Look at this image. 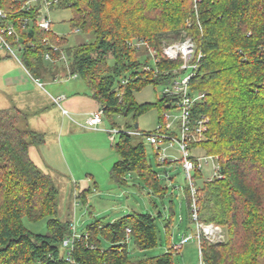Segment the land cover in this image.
<instances>
[{"label": "trees", "instance_id": "16d2710c", "mask_svg": "<svg viewBox=\"0 0 264 264\" xmlns=\"http://www.w3.org/2000/svg\"><path fill=\"white\" fill-rule=\"evenodd\" d=\"M0 1L9 8L8 0ZM59 1L58 10L72 13L71 28L93 38L65 52L71 72L84 82L111 126L114 116L135 120L151 109L165 110L161 98L153 104L134 101L133 92L164 81L143 72L127 43L144 39L161 56L163 40H178L182 30L188 31L203 53L190 82L194 92L204 94L195 107L206 118L198 148L217 158L222 175L206 182L195 173L200 180L197 221L227 228L225 243L201 241V263L264 264V0H199L196 12L191 0ZM31 35L35 45L24 51L22 62L38 79L47 71L42 59L46 48L40 43L44 35L38 30ZM48 37L55 42L52 34ZM173 65L163 62L161 68ZM23 124L19 110H0V264H174L171 247L135 262L128 256L129 239L138 250L156 247L161 213L132 212L110 223L95 218L81 235L73 233L71 222L56 217L58 189L29 157V148L43 145L44 136ZM132 128L138 130L126 125ZM111 147L119 158L110 169L111 181L127 186L125 177L135 174L152 195H166L142 141L120 133ZM184 190L189 215L190 197ZM24 220H45V233L30 232ZM66 239H72L69 248L62 247Z\"/></svg>", "mask_w": 264, "mask_h": 264}, {"label": "rangeland", "instance_id": "374dc122", "mask_svg": "<svg viewBox=\"0 0 264 264\" xmlns=\"http://www.w3.org/2000/svg\"><path fill=\"white\" fill-rule=\"evenodd\" d=\"M50 18L52 22L51 31L56 36H61L66 39L64 43L65 48H73L85 41L93 40L91 35H85L82 32H74L69 22L72 18V13L69 9L54 10L51 12ZM187 35L188 31L184 29L178 40H163L162 43H174L185 38ZM136 40L137 39H132V41ZM135 52L138 60L141 64H144L148 58L146 51L141 48L139 51ZM4 55V52L0 50V61H10L12 59L10 57L9 59H2L1 56ZM7 65H9L8 68H1L2 66H0L1 88L3 86V80L7 77L14 76L20 69L19 64L13 59L8 62V64H4L5 67H7ZM78 81L81 82L80 79ZM41 82L43 83L44 80ZM83 88L85 91V87ZM44 89L53 95V93L49 91V87H44ZM162 90L163 86L161 85L149 84L139 92H133L134 101L139 105L156 103L161 97ZM0 100L2 101V103L0 101V107L3 108V104L6 105V103L3 102L1 96ZM161 113L160 110L155 108L135 120L132 119L131 115L127 117L114 116L112 120L115 126H111L103 116L102 125L99 129L93 130L86 128L83 130L86 131L84 136H74L72 140H69L70 151L68 152L64 149L63 161L55 152L54 146L50 144L49 139L51 135L49 137L48 134L51 132L43 129L46 131V140H49V142H47L48 144L46 147H44V145L42 148H45V151H47V156H51V159H49L50 162L48 161V163L53 171L48 172L52 178L51 180H53L54 185L58 189L56 217L64 221L69 219L72 224H74L75 233L81 235L85 228L93 222L94 218L99 219L102 223H110L113 218H120L132 212L148 213L153 216H156L157 213H161V218L156 220L157 235L159 237L156 247L147 250H138L133 245L132 240L129 239L127 242V252L130 261L135 262L158 256L166 252L168 247L174 249L183 241L180 249L172 250L174 264H201L200 252L196 239L197 230L195 225L191 222L187 210L186 193L184 190L186 180L184 172L178 163L166 166L157 165L158 162L151 145H149L144 138L133 137L134 142L142 141L144 143L147 162L160 176V184L162 187L166 188V195L160 198L152 195L144 187L141 191L136 189V187L142 186V184L135 174L125 177L127 186H113L109 179L111 166L117 161L118 156L111 147L112 143L109 140L106 130L115 127L124 131L126 130V125L133 126L137 124V128L140 132H152L160 121ZM85 119L86 118L83 117L80 119L81 123H79L84 128ZM173 120L174 118L171 117L167 123L169 124ZM130 130L134 129L132 128ZM116 139L117 135L115 136V140ZM175 154L177 157L179 156L177 151ZM192 154L194 156H203V153L199 149L192 151ZM212 163L211 160H203L201 173L204 178L211 177ZM62 164H64L65 167H70L74 175L82 174L83 178L87 175L92 177V183L88 186L91 188H93L92 185L94 184L98 186L100 196H103L100 199L101 202L98 203V199L94 198L90 200V205L85 207L82 199H80L75 192L78 190H76V186L81 188L78 179L76 177V179H74L69 173H66ZM164 172H167L168 176L172 178L171 181L168 180V177H165ZM74 192L76 194L75 197ZM99 206H103V208H99ZM93 208L96 210L97 216H95L92 211ZM171 210L174 213L173 215L171 214ZM181 217H183V222H180ZM88 219H90V221H86V225H81V221L83 222ZM45 222V220H42L31 224L24 220L27 229L34 234L45 233ZM218 227L223 234V240L220 243H225V241H227V228L224 226ZM167 233L170 235L169 237ZM108 246V244L104 245L106 248Z\"/></svg>", "mask_w": 264, "mask_h": 264}, {"label": "built area", "instance_id": "2783aa9c", "mask_svg": "<svg viewBox=\"0 0 264 264\" xmlns=\"http://www.w3.org/2000/svg\"><path fill=\"white\" fill-rule=\"evenodd\" d=\"M191 1L196 12L199 0ZM59 3V0H8L9 8L5 9L0 1V50L25 69L22 54L27 48L34 47L35 43L31 34L33 30H38L44 35L40 41L46 48L42 56L44 63L59 64L64 68L69 78L75 79L78 76L71 72L64 44L60 42L65 38L58 37L51 31V12L58 10ZM187 26H190L189 22H187ZM74 32L81 31L74 28ZM49 34L55 38L54 43L50 42ZM127 45L134 51L143 48L148 55L147 61L143 64V72L151 75L152 80L161 79L164 81L159 85L163 86L160 98L164 100L165 110L160 115V121L152 132L130 129L122 131L111 127L106 130L109 140L113 143L115 136L120 133L144 138L151 145L158 163H178L186 180L185 188L190 197L189 216L197 230L198 247L201 241L220 243L223 240V234L218 226L202 224L197 221L199 184L194 177L195 173H200L202 180L206 182L222 178L216 157L192 154V151L199 149L198 145L203 141L205 135L206 118L195 113V107L202 101L204 94L194 92L190 87V82L199 68L203 53L194 39L189 36L170 44L163 42L160 46L161 56H158L155 49L151 48L148 41L144 39L130 41ZM163 62L174 65L170 68H161ZM128 80L129 77L122 79L121 84L125 85ZM33 82L38 87H42V83L38 79H33ZM65 100V95L51 96V101L60 108L63 115L68 114V111L62 107ZM103 116V110L100 108L87 119L86 127L93 130L99 129ZM171 117L174 120L168 124L167 121ZM170 149H175L179 156L170 155L167 152ZM203 160L213 162L211 165L212 175L209 178H204L201 173ZM71 230L74 233V225L71 226ZM129 232L128 229L127 233ZM182 242L174 250L180 249ZM71 243L72 239H66L62 243V247L69 248Z\"/></svg>", "mask_w": 264, "mask_h": 264}, {"label": "crops", "instance_id": "0c3cea01", "mask_svg": "<svg viewBox=\"0 0 264 264\" xmlns=\"http://www.w3.org/2000/svg\"><path fill=\"white\" fill-rule=\"evenodd\" d=\"M1 58L9 59V56L5 54L4 56H1ZM10 61H12V59ZM10 61H5V60L0 61V66H2L1 68H8L9 65L5 67L4 64H8V62ZM45 66L47 71L43 73L41 72L39 74L40 76H38V80L40 82L44 80L43 83L41 82L42 87H38L33 82V79L35 78H32L29 75V73L26 71V69H24L21 66L18 71L16 70L17 72L14 76L5 78L3 80L2 88L0 85V89H1L0 96L3 102L6 103V105L3 104L4 106L3 108L0 107V110H8V111L13 109L19 110L21 113L24 114L23 125L27 129L35 133L42 134L44 136L43 145H41L40 147L29 148V157L43 174L48 175L51 178L48 172V171L50 172L53 171L48 163V161L50 162L49 159H51V156H47L46 153L47 151H45V148L43 149L42 147L44 145H45L44 147H46L48 144L47 142H49L50 140V144L54 146L55 152L63 161L64 149L67 150L68 152L70 151L69 140H72V137L74 136H84V133L86 131L83 130L87 128L86 127L87 119L91 117L93 113L98 111L101 108V106L96 100H94L90 96V92L86 88L84 82L81 79H80L81 82L78 81L79 77L75 79L69 78L64 68L59 64L49 65L45 63ZM44 87H49V91L52 92L53 95L48 93V91H46ZM83 87H85L86 89L85 91ZM57 95L66 96V100L62 103V107L68 111L67 115H63L60 108L57 107L51 101V96H57ZM83 117L86 118L84 123L85 128L79 124L81 123L80 119H82ZM43 129H46V131L48 130L51 132L50 134L47 133L49 137L51 135L49 140H46V131H44ZM167 152L170 153V155L177 157L175 154L176 153L175 149H170ZM171 164L173 163H169V162L157 163V165H165V166ZM62 165L64 166V164ZM63 168L65 172L69 173L71 177H73L74 179L76 178L78 179L81 188L76 186V190L78 189L77 190L78 192L77 191L75 192L77 193L78 197L82 199L83 205L85 207L87 205H90V200H93L94 198L98 199V203L101 202L100 199L103 196L102 197L100 196V192L98 191V186L96 184L92 185L93 188L88 186L92 183V177L85 174L87 176L83 178L82 174L74 175L70 167L68 168L64 166ZM164 175L165 177H168V180L170 181L172 180V178L168 176L167 172H164ZM157 176L158 178H160L158 174ZM199 181L200 180H198L197 182L199 183ZM111 182L113 186L116 185L113 181ZM136 189H139V191H141L143 188L142 186H139L136 187ZM75 196L76 194L74 195V197ZM99 208H103V206L102 207L99 206ZM92 211L94 212L95 216H97V212L94 208L92 209ZM117 219L118 218H113L111 222ZM180 219H181L180 222H183V217H181ZM65 221L71 222L69 219ZM86 221H90V219L84 220L83 222L81 221V225H86L85 224ZM70 224L74 225L72 224V222Z\"/></svg>", "mask_w": 264, "mask_h": 264}, {"label": "water", "instance_id": "95a60500", "mask_svg": "<svg viewBox=\"0 0 264 264\" xmlns=\"http://www.w3.org/2000/svg\"><path fill=\"white\" fill-rule=\"evenodd\" d=\"M134 127L137 128V124H135Z\"/></svg>", "mask_w": 264, "mask_h": 264}]
</instances>
